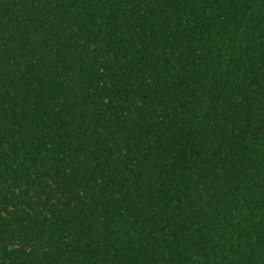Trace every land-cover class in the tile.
<instances>
[{"label": "trees", "instance_id": "trees-1", "mask_svg": "<svg viewBox=\"0 0 264 264\" xmlns=\"http://www.w3.org/2000/svg\"><path fill=\"white\" fill-rule=\"evenodd\" d=\"M0 264H264V0H0Z\"/></svg>", "mask_w": 264, "mask_h": 264}]
</instances>
